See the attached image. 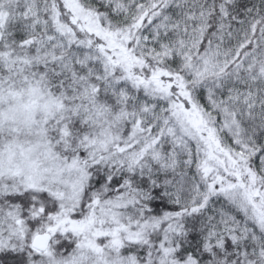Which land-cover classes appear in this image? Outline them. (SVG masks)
Masks as SVG:
<instances>
[{"label": "snow or ice", "instance_id": "obj_1", "mask_svg": "<svg viewBox=\"0 0 264 264\" xmlns=\"http://www.w3.org/2000/svg\"><path fill=\"white\" fill-rule=\"evenodd\" d=\"M0 264H264V0H0Z\"/></svg>", "mask_w": 264, "mask_h": 264}]
</instances>
